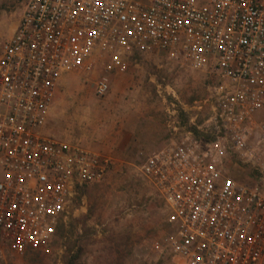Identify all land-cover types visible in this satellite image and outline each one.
Masks as SVG:
<instances>
[{
  "label": "built area",
  "instance_id": "2783aa9c",
  "mask_svg": "<svg viewBox=\"0 0 264 264\" xmlns=\"http://www.w3.org/2000/svg\"><path fill=\"white\" fill-rule=\"evenodd\" d=\"M135 54L213 77L210 137L173 125L139 168L170 227L154 264H264V0H25L0 43L1 245L45 248L112 164L44 131L62 76L101 65V97Z\"/></svg>",
  "mask_w": 264,
  "mask_h": 264
},
{
  "label": "rangeland",
  "instance_id": "374dc122",
  "mask_svg": "<svg viewBox=\"0 0 264 264\" xmlns=\"http://www.w3.org/2000/svg\"><path fill=\"white\" fill-rule=\"evenodd\" d=\"M24 3L0 0V43L14 31ZM161 64L157 56L135 54L125 72L108 73L110 89L101 97L94 94L101 65L89 75L62 76L44 131L109 155L112 164L99 182L79 188L66 223L45 248L17 254L0 243V264H65L77 254L75 264H154L152 241L170 227L162 199L140 174L151 151L124 145L122 125L136 123L148 146L160 131L166 143L173 125L207 139L197 126L210 113L203 101L213 83L210 74ZM245 174L256 179L250 168Z\"/></svg>",
  "mask_w": 264,
  "mask_h": 264
},
{
  "label": "crops",
  "instance_id": "0c3cea01",
  "mask_svg": "<svg viewBox=\"0 0 264 264\" xmlns=\"http://www.w3.org/2000/svg\"><path fill=\"white\" fill-rule=\"evenodd\" d=\"M109 77L112 78L111 73L109 74ZM128 126L131 127V125L127 121L126 126L122 125V129H121L122 136H125V135L127 136L125 137V139H123L124 145L133 144L136 147H138L139 144L140 145L142 144L144 149L152 151V150H155L161 147L166 141L165 135L163 134V132L160 131L159 136L157 138H153V140L149 142V146L145 144L146 143L145 141L140 143L139 127H137L138 125L135 123V127L132 126L131 128H129Z\"/></svg>",
  "mask_w": 264,
  "mask_h": 264
},
{
  "label": "trees",
  "instance_id": "16d2710c",
  "mask_svg": "<svg viewBox=\"0 0 264 264\" xmlns=\"http://www.w3.org/2000/svg\"><path fill=\"white\" fill-rule=\"evenodd\" d=\"M77 257H78V254L65 259V264H75V260Z\"/></svg>",
  "mask_w": 264,
  "mask_h": 264
}]
</instances>
